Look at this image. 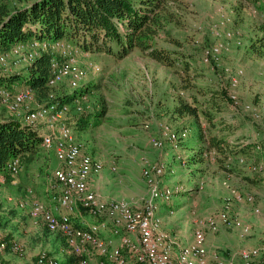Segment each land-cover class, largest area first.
<instances>
[{
    "label": "rangeland",
    "instance_id": "1",
    "mask_svg": "<svg viewBox=\"0 0 264 264\" xmlns=\"http://www.w3.org/2000/svg\"><path fill=\"white\" fill-rule=\"evenodd\" d=\"M179 1L180 8H175L177 23H168L165 31L156 38L158 47L182 54V59L176 61L174 67H166L138 50L123 60H117L106 54L81 53L70 48L82 68L88 69L93 63L101 67V72L94 74L88 71L78 90L60 85L62 87L51 91L56 94L53 102L57 103V95H73L75 91L91 86L93 93L80 96L75 103L84 111L105 107L107 115L103 128L109 130L115 126L122 129L105 134L109 138L113 133L115 135L112 136V150L102 143L103 139L106 142V136L95 138L98 143L95 155L102 161L103 170L99 175H92L88 184L104 207L124 201L133 211L142 210L150 201L149 187L142 176L145 162L164 166L163 175L159 178L161 186L179 188L170 200H156L161 231L168 236L174 261L182 246L192 241L197 223L217 217L229 199L230 218H237L248 226L249 234L243 236L236 228L223 225L215 233L208 231V264H216L218 260L240 264L244 250H257L253 264H264V47L259 41L263 35L260 28L264 26V0L253 7L243 5L239 0ZM29 2L0 0V6L6 4L10 8H21ZM225 18L229 21L221 25ZM227 33L232 34L229 39ZM207 48L220 51L218 61L213 60L218 67L204 62V50ZM10 60L14 58L10 56ZM185 62L189 64L188 71H184ZM21 64L11 71L8 70L11 62L0 64V70L23 72V67L26 68L30 62ZM252 71H257L259 76L253 78ZM238 72H241V77L234 91L238 98L235 105L229 98L230 77ZM212 97L218 99L221 110L214 114L217 126L210 131L203 115H200L199 125L212 135L227 137L233 153L229 151L227 162L213 155L201 162L196 159L197 163L192 164L186 143L194 142L199 126L192 117H177L174 110L181 99L191 104L197 100L199 106L210 110ZM41 105L48 103L35 99L30 107L36 110ZM57 105L69 106L57 125L68 124L75 118L72 106ZM247 105L255 109L258 118L246 110ZM2 113L5 114L4 111ZM160 124H166L176 132L187 131L188 138L171 143ZM224 124L226 129L220 132ZM41 125L45 122H40L33 129L38 131ZM256 138L262 141L257 142ZM80 139L82 152L90 154L92 145L86 138ZM155 140H161L163 146L155 147ZM253 140L260 150H256L257 146L252 150L243 147L244 144H252ZM241 158L244 163H240ZM61 165L54 151L43 147L35 162L22 164L19 175H9L5 182L0 180V240L8 245L15 242L21 247L20 252H13L9 247L0 250V264H37L41 255L62 264L75 256L69 252L63 233L49 232L40 220L30 216L28 208L19 207V203L31 200V196L43 192L46 186L54 189L58 196L61 187L56 183L54 171ZM253 166H260V170H253ZM93 177L98 194L91 188ZM235 194L243 196L244 201H237ZM248 197L253 201L249 202ZM76 209L80 218L89 225L106 221L109 214L105 208L100 215H94L79 201ZM255 209L259 213H254ZM26 210L28 214L24 213ZM72 218L73 222L79 219L73 215ZM118 237L103 240L111 241L110 250H122L127 264H136L133 252L121 245ZM133 241L138 243V238L134 236ZM84 256L94 264H115L112 257L102 256L91 247H87ZM75 258L73 263L79 264L80 258L78 261Z\"/></svg>",
    "mask_w": 264,
    "mask_h": 264
},
{
    "label": "built area",
    "instance_id": "2",
    "mask_svg": "<svg viewBox=\"0 0 264 264\" xmlns=\"http://www.w3.org/2000/svg\"><path fill=\"white\" fill-rule=\"evenodd\" d=\"M229 20L221 25H225ZM228 39L232 36L227 33ZM59 50L63 54V60H53L51 63V77L49 80L50 88H57L60 85H67L72 89L80 88L88 75V71L94 74L101 72V67L97 64H90L88 69L82 68L76 56L69 50L80 52L79 49L71 45L57 41L53 43H41L34 41L29 45L17 44L10 54L0 52V64L7 65L11 62V69H17L16 66L21 63L34 62L45 49ZM220 51L218 49L207 48L204 50V62L210 63L214 59L218 61ZM10 56L14 60H10ZM211 60V61H210ZM241 72L230 77V100L237 105L238 98L235 89L239 85ZM55 94L50 92L48 105H41L33 110L30 106L35 103L33 91L25 88L16 93H10L6 89L0 88V105L7 109L8 113L20 118L21 121L32 128L40 122H45L49 132L42 133V147L46 150H53L57 160L62 164L54 171V177L60 194L55 197L57 205L49 208L40 201L32 200L30 202L19 203L20 208H28L29 214L34 220H40L46 229L51 232H61L65 236L69 252L80 258L79 264H94L89 258L84 256L87 247L96 250L100 255L113 258L115 264H127L122 254V250L114 248L110 250L109 243L102 237L103 231L111 225L113 235L120 236V244L133 252L136 264H208L207 250V232L215 233L220 226H232L236 228L241 235L249 234V227L244 225L237 218H230L228 209L231 203L229 199L225 203V208L217 217H209L197 223L194 230L192 241L182 246L174 261L171 256L172 246L169 243L168 236L161 231V219L157 216L158 206L156 200H170L179 188L173 186L162 187L159 178L163 175L164 166L151 162H145L142 176L150 191V201L146 203L142 210L133 211L124 201L112 202L108 207H104L98 200L94 192L90 191L88 180L92 175H99L103 170V163L89 154L82 152L83 146L78 141L72 127L66 123L60 122L62 114L68 111L69 106L59 107L53 102ZM82 110L81 106L77 107ZM59 109V110H58ZM253 116L258 118L255 109L250 105L246 106ZM165 137L171 143L184 141L188 132H176L160 124ZM154 146L161 148L163 142L155 140ZM256 150H260L257 146ZM244 163V159H240ZM22 163L20 158H14L7 164V172L10 176H17L21 171ZM253 170H260V166H253ZM115 170V168H113ZM202 188V186L200 187ZM31 193V191H30ZM237 201H244L243 196L235 194ZM249 202L252 197L246 198ZM78 201L94 215H100L103 210L108 209L109 214L106 221L90 224L88 226L76 225L73 222L72 212ZM106 208V209H105ZM254 213H259L258 209ZM122 229L125 235H122ZM134 236L138 238V243L133 241ZM10 248L13 252H20L21 247L13 242L8 245L0 240V250ZM258 255L257 250H244L241 253L240 264H253L254 258ZM37 264H59L54 258H48L41 255ZM99 264H104L100 262ZM216 264H228L223 260L216 261ZM231 264V263H230Z\"/></svg>",
    "mask_w": 264,
    "mask_h": 264
},
{
    "label": "trees",
    "instance_id": "3",
    "mask_svg": "<svg viewBox=\"0 0 264 264\" xmlns=\"http://www.w3.org/2000/svg\"><path fill=\"white\" fill-rule=\"evenodd\" d=\"M239 1L253 7L262 0ZM179 3V0H30L28 5L21 8H10L4 4L0 6V52L10 54L14 46L21 43L29 45L34 41H61L79 49L81 53L106 54L117 60H123L138 50L145 57L171 68L182 59V54L158 47L156 38L165 31L168 23H177L175 8H180ZM260 30L263 35L259 41L264 47V26ZM55 59L64 58L58 50L48 48L24 69L26 74L0 70V88L10 93L28 88L33 91L38 102H48L50 92L62 87L50 88L48 85L51 63ZM208 65L218 67L214 61ZM183 68L184 71L189 70L188 62L184 63ZM75 93L57 95L56 102L72 106L76 115L68 125L72 127L79 142L80 138H86L89 143L93 132L103 124L107 109L103 107L99 110L79 111L77 107L80 105L75 101L80 96L93 93L92 87L85 86ZM217 101L212 97L211 109L206 110L199 106L197 100L191 104L181 99L174 110L177 117H192L199 126L194 142L186 143L190 150L189 162L192 164L197 163L196 159L201 162L213 155L227 162L229 151L233 153L227 137L210 133L217 126L214 114L221 112ZM3 115H0V174L8 180L6 167L9 161L20 158L22 164L31 165L39 158L43 147L42 138L35 129L13 115ZM200 115L208 121L210 131L206 132L199 125ZM225 125H219L222 128L220 132L226 129L223 128ZM256 146V143L243 145L249 150ZM75 224L79 225L77 222ZM74 258L75 261L79 260V257L71 256L62 264H74Z\"/></svg>",
    "mask_w": 264,
    "mask_h": 264
},
{
    "label": "crops",
    "instance_id": "4",
    "mask_svg": "<svg viewBox=\"0 0 264 264\" xmlns=\"http://www.w3.org/2000/svg\"><path fill=\"white\" fill-rule=\"evenodd\" d=\"M258 32V31H257ZM256 32V33H257ZM262 33L263 32H260V34L262 35ZM233 52V51H232ZM20 68V67H19ZM18 68V69H19ZM23 69H25V66L23 67ZM256 70H258V69H256ZM5 73H9L10 71H4ZM252 73H253V78H257L259 75L257 74V71L256 72H254V71H252ZM261 74V73H260ZM21 89H23V88H21ZM21 89H19V90H21ZM18 90V91H19ZM2 111H4L5 112V114L3 115V113H2ZM0 115H3V116H5V117H8V116H11V114L10 113H8V111L4 108V107H0ZM71 121V120H70ZM119 123V122H118ZM116 124H117V122H116ZM116 124H114V125H116ZM105 126V124L103 123L102 125H100L99 127H98V130L99 131H97L96 132V130L93 132V135H92V139L90 140V142L88 143V144H91L92 145V148H91V153L89 154V155H91L92 157H94L95 159H97V160H99V161H101L99 158H97V156L95 155V153H96V149L95 148H97L98 147V143L95 141V138H99L98 136L100 135V136H102L103 138H105V134L106 133H111L112 132V130H114V131H121L122 129H117L115 126L113 127H111V129H109V130H107V129H105V128H103ZM101 127V128H100ZM100 128V129H99ZM109 128H110V126H109ZM103 129H105V130H103ZM38 134L39 135H41L42 133H47V132H49V130H48V128L45 126V125H41V127H40V129H38ZM102 134V135H101ZM112 136H115L114 135V133L112 134ZM111 136V138H109V136L107 137L106 136V142L104 141V139L102 140V139H100V140H102V143H105L104 145H106L107 147H108V149H110V150H112V145L114 144L113 143V138L114 137H112ZM257 139V142H259V141H262L260 138H256ZM264 140V139H263ZM253 143L255 142L254 140L252 141ZM111 153H112V151H111ZM88 154V153H87ZM102 162V161H101ZM0 180H2V181H6V179H5V176L3 175V174H0ZM18 182H15V184H17ZM91 188L98 194V190H96V188H95V185H94V177H93V179H92V181H91ZM38 193V192H37ZM42 193V194H41ZM41 193H38V194H36V195H34V196H31V200H38V201H40V202H42L43 204H45L46 206H48L49 208H54L56 205H57V201L55 200V197H57V192L56 191H54V189H51L50 187H45V188H43V192L41 191ZM59 196V195H58ZM31 200H29L28 202H30ZM28 210H26V212H24V213H27L28 214V212H27ZM23 212V211H22ZM71 215H73V216H75V218H77V217H79V219H77L78 221H77V223H79L80 225H86V224H88L89 222H87V221H85V220H83V218H80V214H79V212H78V210L76 209V210H74L73 212H72V214ZM28 217L30 218V216L28 215ZM28 218V219H29ZM31 219V218H30ZM32 220V219H31ZM93 222H96V220L95 221H91L90 223H93ZM89 225V224H88ZM123 231V230H122ZM122 234H125V232L123 231V233ZM102 237L104 238V239H109V238H117L118 236H116V235H113V233H112V227H111V225H109L108 226V228H107V230H105V231H103V233H102ZM120 237V236H119ZM118 237V238H119ZM118 241H119V239H118Z\"/></svg>",
    "mask_w": 264,
    "mask_h": 264
}]
</instances>
